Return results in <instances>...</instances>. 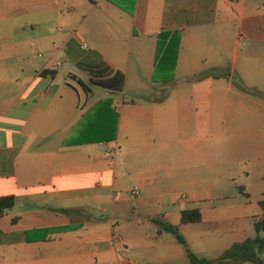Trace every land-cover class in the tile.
Instances as JSON below:
<instances>
[{
  "label": "crops",
  "instance_id": "0c3cea01",
  "mask_svg": "<svg viewBox=\"0 0 264 264\" xmlns=\"http://www.w3.org/2000/svg\"><path fill=\"white\" fill-rule=\"evenodd\" d=\"M115 69L122 89L90 80ZM7 194L0 264H187L160 221L199 255L254 236L264 0H0ZM186 207L200 220L180 222Z\"/></svg>",
  "mask_w": 264,
  "mask_h": 264
},
{
  "label": "trees",
  "instance_id": "16d2710c",
  "mask_svg": "<svg viewBox=\"0 0 264 264\" xmlns=\"http://www.w3.org/2000/svg\"><path fill=\"white\" fill-rule=\"evenodd\" d=\"M205 75H215L210 70H202L194 76L199 79ZM84 87L88 89L81 79H79ZM91 81L109 87L111 89H122L124 85V72L120 69H115L109 75H99L98 77L90 78ZM235 85L247 92L256 93V90L252 87L246 86L243 81L234 77ZM15 201V197L12 194L0 195V214H3L8 208H10ZM262 206V214L254 221L255 235L252 237H246L243 240L234 241L229 246L221 250L216 255L207 256L199 255L193 251L186 243V240L182 233L178 230L176 224H172L168 221H160L166 230L173 232L177 240L183 244L185 254L187 256V264H238L242 262L263 264L264 254V199L259 200ZM69 211V208H64ZM201 213L198 207H186L180 210V222L197 221L200 220Z\"/></svg>",
  "mask_w": 264,
  "mask_h": 264
},
{
  "label": "built area",
  "instance_id": "2783aa9c",
  "mask_svg": "<svg viewBox=\"0 0 264 264\" xmlns=\"http://www.w3.org/2000/svg\"><path fill=\"white\" fill-rule=\"evenodd\" d=\"M83 45H85V42H83ZM117 148H118L117 145L109 144V145H107V147H106V149L104 151V154L107 157H113V155L115 154ZM130 191H131V194L133 196L139 194V188L137 186H134ZM130 263H132V261L127 260L124 264H130Z\"/></svg>",
  "mask_w": 264,
  "mask_h": 264
},
{
  "label": "rangeland",
  "instance_id": "374dc122",
  "mask_svg": "<svg viewBox=\"0 0 264 264\" xmlns=\"http://www.w3.org/2000/svg\"><path fill=\"white\" fill-rule=\"evenodd\" d=\"M130 81V80H129ZM131 82V81H130ZM145 88H148L149 89V87L146 85V86H144ZM154 89H157L155 92L156 93H160V92H162V88H160V87H155ZM132 96H134V95H132ZM138 96H144L143 94H141V95H139L138 94ZM221 183H223L224 185L223 186H225L224 188H225V194H231V192L232 191H234V189L232 188V185H233V183L231 182V181H228V180H226L225 178H222L221 179ZM228 185H229V187L230 188H227L228 187ZM227 186V187H226ZM185 192V191H184ZM231 198H233L234 199V197H231ZM237 198V197H236ZM260 207H259V205H257L256 206V210H258Z\"/></svg>",
  "mask_w": 264,
  "mask_h": 264
}]
</instances>
